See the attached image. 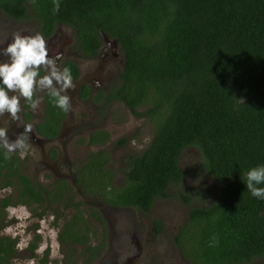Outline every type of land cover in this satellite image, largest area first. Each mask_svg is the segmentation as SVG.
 I'll return each instance as SVG.
<instances>
[{
  "label": "trees",
  "instance_id": "16d2710c",
  "mask_svg": "<svg viewBox=\"0 0 264 264\" xmlns=\"http://www.w3.org/2000/svg\"><path fill=\"white\" fill-rule=\"evenodd\" d=\"M59 2V12L53 11L54 0L32 2L44 34L51 33L56 20L65 21L90 55L96 53L102 31L116 37L124 63L120 83L109 89L107 100L117 98L134 115L155 118L149 144L129 155L119 185L113 183L109 155L102 148L82 160L76 185L107 205L148 212L154 199L181 179L179 156L184 148L194 147L219 190L215 200L188 208L174 236L182 255L190 264H235L263 256L264 199L252 196L243 180L249 169L264 165V0ZM1 5L15 16L26 13L22 0H1ZM63 67L71 69L73 78L78 75L73 61L64 60ZM88 91L83 85L82 96ZM24 107H29L27 101ZM64 115L46 91L37 130L56 135ZM108 139L109 133L98 129L87 141ZM5 152L0 146V187L12 186L14 194L0 197V227L6 224L7 205L37 203L43 206L34 211L39 217L46 205L73 207L57 234L64 253L61 263L73 264L75 255L83 263L100 256L107 228L99 211L89 207L85 213L66 180L58 179L49 188L25 174L14 153L5 159ZM61 214L56 213L54 223ZM96 222L102 235L93 243ZM153 224L157 231L163 227L159 218ZM39 238L35 233L29 241L33 254ZM17 240L0 235V264H13ZM47 258L48 248L40 261L45 264Z\"/></svg>",
  "mask_w": 264,
  "mask_h": 264
},
{
  "label": "rangeland",
  "instance_id": "374dc122",
  "mask_svg": "<svg viewBox=\"0 0 264 264\" xmlns=\"http://www.w3.org/2000/svg\"><path fill=\"white\" fill-rule=\"evenodd\" d=\"M18 32L24 35L38 33L27 26H18L13 31L6 28L0 41H5V39L11 41L13 35ZM56 48H59V53L64 50L63 45ZM122 54L121 52L119 54L121 62ZM5 58V62H9L10 58L8 56ZM80 65L84 76H87L93 84L106 81V84L113 85L119 81L117 75L120 65L115 66L108 58L81 57ZM103 71L105 72L102 73ZM101 73L106 74V79L100 78ZM41 91L39 88L36 89V99L41 98ZM69 93L72 108L67 113L69 115L66 118L63 134L55 141V144L42 146L30 137L26 140L29 147L24 157L21 158L20 152H17L20 157V167L25 174L38 179L44 185L56 176H63L73 186L74 200L82 202L80 206L85 213L89 207H94L103 217L107 232L101 255L89 263H83L75 255L73 264H190L189 260L182 255L179 245L174 241V236L184 221L188 208L215 200L219 190L218 182L205 170L198 150L194 147L184 148L179 156L181 179L176 183H170L166 194L157 196L148 212H143L135 206L107 205L96 194L84 193L75 184L76 169L89 152L103 147L109 155L107 166L113 169V183L119 185L124 179L128 154H138L149 144L155 118L147 115H134L119 101L107 104L77 100L75 99L76 87L75 90L70 89ZM13 94L10 93V95ZM42 107L43 102L40 101L37 110L33 111L30 108L32 118L29 124L32 126L37 114L42 113ZM139 108L143 109L145 106ZM7 116L9 114H6V117H0V127L4 126L3 121L7 120ZM15 126H18L17 122L12 121L8 128ZM95 127H102L109 133V139L101 145L87 142L89 131ZM7 134L9 137L8 132ZM51 147L56 148L59 155L58 159L53 162L45 156L43 151L44 149L50 150ZM9 193L14 194L12 186L0 187V196ZM187 197L190 199L187 200ZM30 206L18 203L6 208V224L0 232L18 238L17 251L12 257V263L44 264L40 258L48 248V258L45 264H62L64 253L60 249L57 234L64 220L73 213V207H62L56 204L48 207L46 205L45 213L39 217L34 211H40L43 206L37 207L34 203ZM57 212L62 214L54 223ZM155 218L162 221L163 227L160 231L154 227ZM36 224L37 226L34 227ZM91 230H96V234L91 235L90 239L94 243L101 238V226L96 222ZM35 233H39L40 238L37 240L34 248L35 254H33L28 244ZM262 262H264V255L252 258L247 264Z\"/></svg>",
  "mask_w": 264,
  "mask_h": 264
},
{
  "label": "clouds",
  "instance_id": "9594fccd",
  "mask_svg": "<svg viewBox=\"0 0 264 264\" xmlns=\"http://www.w3.org/2000/svg\"><path fill=\"white\" fill-rule=\"evenodd\" d=\"M32 2L34 3L35 0ZM59 9V0H54L53 11L59 12ZM0 52L10 58L9 62L0 63V85H2L0 86V117L9 114L7 120L3 121L4 126L0 127V146L6 149L5 159H10V154L17 151L23 158L29 147L26 140L33 132V128L22 119L21 99L27 101L28 106L35 111L40 104L39 99H34L36 89L47 90L52 97L53 105L68 113L72 108L69 90H75L76 85L71 69L69 67L61 69L57 64L58 58L50 57L46 40L39 33L35 35L15 33L12 42L0 48ZM42 68L45 71L43 76L40 75ZM10 93L14 94L10 95ZM12 121L24 128L14 141H10L7 134L8 125ZM243 181L252 196L264 199V187L257 186L264 184V165L249 169Z\"/></svg>",
  "mask_w": 264,
  "mask_h": 264
},
{
  "label": "flooded vegetation",
  "instance_id": "af4514ba",
  "mask_svg": "<svg viewBox=\"0 0 264 264\" xmlns=\"http://www.w3.org/2000/svg\"><path fill=\"white\" fill-rule=\"evenodd\" d=\"M22 3L26 9L25 15L15 16L13 14L8 13L3 8V6L1 5V0H0V38H2L4 36V34H5L4 31L6 30V28L13 31V30H16L18 28V26H27V27L31 28L32 30H36L39 34L43 35V37L45 38L50 57L58 58L57 64L59 65V67L61 69H62V62L66 59L73 61L75 63V65L77 66L78 75L75 78H73V81L76 85L75 99L77 98V100H88V101H92L93 103L103 102V103H107V104L119 101L125 107H127L119 99L111 98L110 100H107L108 97L106 96L107 92L109 91V89L112 86L115 87L120 83V71H121V69L123 67V63H124V57H123V60L121 62V59L119 56L120 52L123 53V51H122V48L119 45L116 37H111L107 34H106L107 36H104V35H102V32H101L100 42H99L98 47L96 49V53L90 55L89 53H87L82 48V46H80L76 43V31L74 30V28L70 24H68L67 22L62 21V20H56L54 23L53 30L51 31L50 34L46 35L43 32L41 20L39 19L38 16L35 15V12L33 10L32 0H22ZM11 42H12V40L11 41H8L7 39H5V41L1 40L0 41V48L6 47L7 44L11 43ZM59 45H63V47H64L63 52L59 53V48H56V47H59ZM111 45H112V47H110ZM96 56H100L103 59L108 58L111 61V63H114V65L117 67L120 65V71L117 75V77L119 78V81L116 84L109 85V84H106V81L102 82L103 84L101 82L93 84L87 78V76H84L85 74L82 72V67L80 65L81 57L93 58ZM118 56H119V58H118ZM122 56H123V54H122ZM5 57H6V55H3V53L0 52V63H3L6 61ZM104 72L105 71H103L102 73H104ZM102 73L99 75L100 78L106 79V74H104L105 75L104 76ZM44 74H45L44 69L43 68L40 69V75L43 76ZM83 85H87V87L89 89L86 96H82ZM46 91L47 90H42L41 91V98H39V100L43 102V107H44V94L46 93ZM99 92L102 93V96H100L99 99H97V94ZM35 97L37 98V95H35V93H34V99H36ZM25 102L26 101L24 99H22L21 105L23 107V112L21 113V115H22V119L24 120V122L29 124L31 121V118H32V113L30 112V107H28V108L24 107ZM25 109L28 110V112H29L28 115L25 114ZM42 115H43V110H42L41 114H39V115L37 114L36 120L33 121V123H34L32 126L33 132L29 135V137L27 139H30V137H32L38 144H40L42 146H44V144L45 145H53V144H55V141L57 139H59L61 137V135L63 134L64 127H66V125H65V122L67 120L66 118L69 114L65 113V115L61 119L57 134L54 136H50V137L41 134L36 128V123L39 121V118ZM98 129H104V128L95 127L89 131V134H90V132L96 131ZM23 131H24L23 126L9 127L8 128L9 140L13 141V139H16ZM90 144H100L101 145L103 143L95 142V143H90ZM56 145H58V147H60L59 144H56ZM100 148L103 149V147H99L97 149H100ZM43 151L45 152V156L47 158H49V160H51L52 162L58 159L59 155L56 151V148L51 147L50 150L44 149ZM14 154L16 156H18V158L20 160L18 152H14ZM129 155L130 154H128V157H129ZM81 162H80V164H81ZM126 162H127V160H126ZM58 179L66 180V178H64L63 176H56L54 179L51 180V182H49L47 184L49 186V188H53L54 184H52V182H55ZM74 180H75V184H76V175H75ZM2 196H4V195H2ZM2 196H0V197H2ZM35 204H37V203H35ZM45 205H46V203H45ZM8 206H10V205H7L5 207V210ZM5 218H6V215H5ZM4 222H6L5 219H4ZM4 225H5V223H4ZM3 226H1L0 229ZM0 235H7V234L0 232ZM16 246H17V242H16ZM250 261H251V259L249 261H246L243 263H235V264H247Z\"/></svg>",
  "mask_w": 264,
  "mask_h": 264
},
{
  "label": "water",
  "instance_id": "95a60500",
  "mask_svg": "<svg viewBox=\"0 0 264 264\" xmlns=\"http://www.w3.org/2000/svg\"><path fill=\"white\" fill-rule=\"evenodd\" d=\"M102 35L107 36L105 32L102 31Z\"/></svg>",
  "mask_w": 264,
  "mask_h": 264
}]
</instances>
